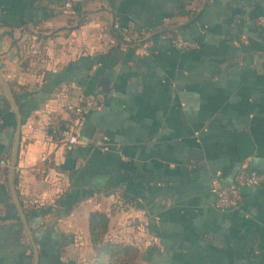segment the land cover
Masks as SVG:
<instances>
[{
    "label": "crops",
    "instance_id": "obj_1",
    "mask_svg": "<svg viewBox=\"0 0 264 264\" xmlns=\"http://www.w3.org/2000/svg\"><path fill=\"white\" fill-rule=\"evenodd\" d=\"M258 16L264 0H0V72L21 119L13 184L37 264H90L94 212L138 248L134 264H264V185L225 210L210 191L242 167L264 172ZM119 23L126 43L110 51ZM180 26L194 48L171 42ZM81 95L100 106L77 143L56 142L48 124ZM14 130L0 82V264H33L8 184ZM114 191L138 200L144 229L111 209Z\"/></svg>",
    "mask_w": 264,
    "mask_h": 264
},
{
    "label": "built area",
    "instance_id": "obj_2",
    "mask_svg": "<svg viewBox=\"0 0 264 264\" xmlns=\"http://www.w3.org/2000/svg\"><path fill=\"white\" fill-rule=\"evenodd\" d=\"M255 23L264 28V16H258ZM173 45L178 49L194 48L196 43L192 40L178 38ZM100 100L94 96L81 95L77 103L69 108V116L59 123L48 124L47 130L50 137L58 143L73 145L77 143V135L88 111L100 106ZM264 185V172L242 167L234 175L233 182L229 185L215 181L210 191L214 196V206L225 210L238 208L242 202V188L258 187ZM109 205L114 211L127 214L126 224L134 231L145 228L146 223L138 216L130 213L138 207V200L124 199L120 192L109 194Z\"/></svg>",
    "mask_w": 264,
    "mask_h": 264
},
{
    "label": "trees",
    "instance_id": "obj_3",
    "mask_svg": "<svg viewBox=\"0 0 264 264\" xmlns=\"http://www.w3.org/2000/svg\"><path fill=\"white\" fill-rule=\"evenodd\" d=\"M174 14H186L184 5H177ZM195 15L193 13L190 18ZM201 14L197 17H199ZM192 24V23H191ZM190 24V25H191ZM188 25V26H190ZM188 26H180L177 29L171 30V42L172 40L182 37V29ZM125 30L123 34L119 31ZM115 36L118 39V45L110 49V51L119 50V45L126 43L124 36H127L128 26L122 23H119L117 29L114 27ZM110 53V52H109ZM16 178L14 177V182ZM30 213H37L36 210L30 211ZM26 217H29V214L26 212ZM89 231H90V241L94 249V259L90 264H134L135 259L139 255L138 248L131 242L118 241L111 238L108 235V219L105 214L101 212H94L89 217Z\"/></svg>",
    "mask_w": 264,
    "mask_h": 264
},
{
    "label": "water",
    "instance_id": "obj_4",
    "mask_svg": "<svg viewBox=\"0 0 264 264\" xmlns=\"http://www.w3.org/2000/svg\"><path fill=\"white\" fill-rule=\"evenodd\" d=\"M0 82L1 85L3 87V90L6 94L7 99L9 100V103L12 107V110L15 114V130H14V139H13V146H12V154H11V162H10V170H9V174H8V184H9V188H10V192H11V196L13 199V202L15 204V207L17 209V212L19 214V218L23 224L24 230L26 232V235L28 237V240L33 248V264H37L38 263V251L37 248L35 246V242L33 239V236L30 232V229L28 227L26 218H25V214L21 208L19 199L17 197L15 188H14V184H13V173H14V166H15V158H16V152H17V146H18V138H19V131H20V125H21V119H20V114L18 109L15 106V103L12 99L11 93L8 89V86L0 72ZM99 85L101 86L102 90L105 91L106 93L109 92V81L106 78H101L99 80Z\"/></svg>",
    "mask_w": 264,
    "mask_h": 264
},
{
    "label": "rangeland",
    "instance_id": "obj_5",
    "mask_svg": "<svg viewBox=\"0 0 264 264\" xmlns=\"http://www.w3.org/2000/svg\"><path fill=\"white\" fill-rule=\"evenodd\" d=\"M94 6H97V5H96V4H94ZM120 32H123V33H124V32H126V31H125V30H121Z\"/></svg>",
    "mask_w": 264,
    "mask_h": 264
}]
</instances>
